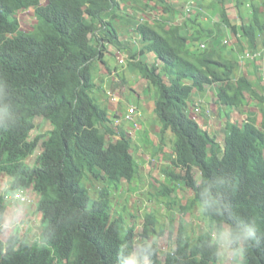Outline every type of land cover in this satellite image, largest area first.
<instances>
[{
	"label": "trees",
	"instance_id": "1",
	"mask_svg": "<svg viewBox=\"0 0 264 264\" xmlns=\"http://www.w3.org/2000/svg\"><path fill=\"white\" fill-rule=\"evenodd\" d=\"M146 1L162 5L165 14L170 11L166 0ZM140 2L150 7L143 0H0V172L9 178L6 193L33 189L40 212L37 239L28 241L16 229L5 242L0 238V264H120L134 250L132 229L121 214H112L109 191L92 198L85 181L103 173L107 187L116 190L138 173L132 141L123 128L114 131L108 110L93 94V76L98 63L105 64L106 44L123 49L113 22L122 4L138 8ZM247 5V17L239 14V30L230 24L224 6L218 14L238 36L241 50L253 49L264 33V9L260 14L254 4ZM30 7L36 22L25 32L11 17ZM169 16L136 23L139 55L151 53L153 59H128L153 95L160 121L158 150L170 134L171 158L180 169L164 168L173 184L151 185L154 193L169 208L189 211L198 203L201 178L210 183L231 180L229 191L212 188L231 206V213L213 216L212 222L235 227L254 218L264 233V114L260 120L247 114L240 123L226 121L221 146L187 111L192 91H204L207 85L216 86L217 100L225 106H244L245 93L260 101L264 96L245 75L235 76L238 59L222 54L224 47L211 29L205 34L208 45L191 49L200 32L186 31L185 23ZM37 116L47 119L51 130L29 139ZM101 133L118 137L105 142ZM39 140L41 151L29 165L26 158ZM176 183L194 193L185 204L175 199ZM5 210L0 195V232ZM155 222L145 216L143 238ZM204 223L206 227V218ZM169 232L175 235V246L163 262L156 244L142 241L138 253L150 264H215L204 244L205 228L192 239L187 222L180 219ZM244 264H264V240L248 250Z\"/></svg>",
	"mask_w": 264,
	"mask_h": 264
},
{
	"label": "rangeland",
	"instance_id": "2",
	"mask_svg": "<svg viewBox=\"0 0 264 264\" xmlns=\"http://www.w3.org/2000/svg\"><path fill=\"white\" fill-rule=\"evenodd\" d=\"M143 1L145 2V0ZM166 1L169 3L170 10L166 12L167 14L163 12L162 5H155L152 1L145 2L152 8L142 5V2L139 3L138 8H134L135 4L134 7L122 4L121 10L118 11V17L113 22L124 43L122 53L126 57L124 63L118 61L124 67L114 75L97 71L93 76L97 85L93 94L101 106L109 111L111 126L114 131L123 128L132 141V153L138 163V173L130 182L122 180L116 190L107 187L106 176L103 173L99 179L90 177L85 181L92 198H98L104 189L109 191L112 214H121L128 227L132 229L134 250L138 252L142 241L156 244L161 262L164 261L165 253L175 246V235L169 232L171 224L176 225L180 219L187 222L189 234L193 239L204 230L205 223L199 210V203H195L189 211L185 209L177 211L172 207L169 208L166 200L156 195L151 186L158 185L160 182L172 183L164 176V168L168 167L175 172H180V169L171 158L174 152L168 143L171 139L170 134L165 138L166 145L158 150L160 121L158 114L153 110V95L146 88V80L141 78L138 72L128 64L130 57L134 60L147 58L151 61L153 59L151 53L139 55L142 43L134 30L136 23L145 20L152 22L159 17L165 19L166 15H170L175 23H185L186 31L195 33L197 30L200 32V40L191 45V49L202 42L208 45L205 34L211 29L214 34L218 35L220 46L224 47L222 54L238 59L239 66L235 70V76L245 75L255 89L264 96V33L259 37L253 49L241 50V43L237 40L238 36L232 32L230 27L222 24L220 15H218L221 7L224 6L230 24L235 25L239 30L242 22L239 14L242 13L246 16L247 10L250 8L247 4H254L257 13L261 14L264 9V0H199L195 1L189 10L183 8L187 0ZM11 19L16 20L19 28L25 32L30 31L36 22L31 7L17 10ZM112 48L116 49L114 46ZM114 55L116 54L112 53L106 56L111 66L117 64ZM106 74L108 77L104 83ZM110 101L113 102V105L109 104ZM242 103L244 106L239 107L220 104L217 100L216 86L207 85L204 91L196 89L192 91L187 111L208 133L209 137L222 146L225 138L223 125L226 121L240 123L247 114L256 116L257 120H260L264 114V100L254 99L245 93ZM131 106L136 107L135 110L138 114L130 113L133 115V119H128L126 115L129 113L126 109ZM50 130V122L42 116H37L28 138L32 139L34 136L47 133ZM101 134L104 136L105 142L118 137ZM40 142L41 140L38 141L34 153L26 158L29 165L33 163L35 155L41 151ZM199 175V171L194 170L193 176L197 180L200 179ZM8 183V176L0 172V195L6 205L0 238L5 242L16 229L19 231V236L33 241L37 239L40 232V212L35 208L38 194L30 187L22 188L18 191L25 196V201L13 200L10 196L12 193L5 191ZM175 188V199L181 205L187 203L194 196L193 191L181 183H176ZM146 215L153 217L156 222L149 226V234L143 238L142 231ZM224 227L227 228L226 225Z\"/></svg>",
	"mask_w": 264,
	"mask_h": 264
},
{
	"label": "clouds",
	"instance_id": "3",
	"mask_svg": "<svg viewBox=\"0 0 264 264\" xmlns=\"http://www.w3.org/2000/svg\"><path fill=\"white\" fill-rule=\"evenodd\" d=\"M199 183L201 188L199 210L202 217L208 220L205 227V247L214 257L215 264H244L246 253L254 244L264 240V233L254 218H250L246 225L237 224L235 227L227 228L223 226L221 220L213 223V216L222 218L225 212L231 213V206L214 195L212 188L215 186L229 191L232 188V181L218 179L210 183L201 178ZM120 264H150V261L147 256L133 250L129 251Z\"/></svg>",
	"mask_w": 264,
	"mask_h": 264
},
{
	"label": "crops",
	"instance_id": "4",
	"mask_svg": "<svg viewBox=\"0 0 264 264\" xmlns=\"http://www.w3.org/2000/svg\"><path fill=\"white\" fill-rule=\"evenodd\" d=\"M119 40H120V42L122 43V44H124L123 43V41H121L122 39H121V36L119 35ZM116 54V55H114L113 57L116 59V61H117V64H115L114 66H111V64L108 62V60L106 59V56L107 55H111V54ZM124 53H122V51H120V49L118 50L117 49V51H116V49H114V48H112V46L110 45V44H106V52L104 53V61H105V64H102V63H98V71H101V73H109V74H111V75H114L117 71H120V69H122L124 66L122 65V63L121 64H119L118 63V58H119V56L120 57H126V55L124 54ZM124 63V62H123ZM101 65H103V66H101ZM108 74V75H109ZM106 77H108L107 76V74H106V76L104 77L105 79V82L104 83H106ZM104 85H106V84H104ZM107 92V91H106ZM114 98V97H113ZM116 99V98H115ZM109 104L110 105H113V102L112 101H110L109 102ZM108 113H109V111H108Z\"/></svg>",
	"mask_w": 264,
	"mask_h": 264
},
{
	"label": "built area",
	"instance_id": "5",
	"mask_svg": "<svg viewBox=\"0 0 264 264\" xmlns=\"http://www.w3.org/2000/svg\"><path fill=\"white\" fill-rule=\"evenodd\" d=\"M195 1H199V0H187V1L185 2V4H184L183 8H184L185 10H189V9H190V6H191ZM200 47H204V43H200ZM124 60H125L124 57H120V56H119V58H118L119 63H120V62H124ZM135 109H136V107H134V106H131V107H129L128 109H126V110H128V113H129V114L126 115V118H128V119H133V115H134V114H138L137 110H135ZM130 113H133V115L130 114ZM19 190H20V189H19ZM11 197H12L13 200L16 199V200H19V201H25V196L22 195L18 190L15 191L13 194H11Z\"/></svg>",
	"mask_w": 264,
	"mask_h": 264
}]
</instances>
